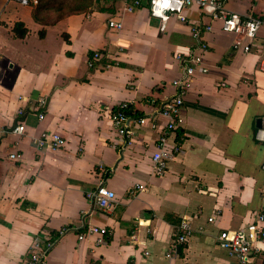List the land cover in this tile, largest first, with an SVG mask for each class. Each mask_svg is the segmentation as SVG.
I'll use <instances>...</instances> for the list:
<instances>
[{
    "label": "crops",
    "instance_id": "1",
    "mask_svg": "<svg viewBox=\"0 0 264 264\" xmlns=\"http://www.w3.org/2000/svg\"><path fill=\"white\" fill-rule=\"evenodd\" d=\"M35 8L0 0V264H24L34 240L62 228L69 231L47 264H234L218 234L264 210V146L254 138L264 117V73L257 67L264 0L225 3L230 13L263 21L251 53L234 51L238 36L223 32L220 21L203 34L208 71L193 78L175 138L182 153L162 177L152 172L161 128L137 120L164 123L158 111L177 92L178 56L201 53L191 30L209 17L193 6L188 22L170 17L163 28L148 8L130 12L123 1L107 0L86 13L48 16L45 24L35 19ZM110 20L123 28L111 29ZM17 24L26 29L23 38ZM96 52L101 58L90 66ZM41 97L47 99L43 121L35 110ZM121 102L136 113L127 143L111 120ZM19 123L26 127L22 135L13 132ZM46 131L65 137V146L38 148ZM100 182L116 194L105 210L87 197ZM140 184L146 189L131 196ZM216 209L222 215L211 224ZM185 215L193 217L192 235L168 257ZM90 226L108 230L104 244L94 236L78 239ZM248 264H264V252Z\"/></svg>",
    "mask_w": 264,
    "mask_h": 264
},
{
    "label": "built area",
    "instance_id": "2",
    "mask_svg": "<svg viewBox=\"0 0 264 264\" xmlns=\"http://www.w3.org/2000/svg\"><path fill=\"white\" fill-rule=\"evenodd\" d=\"M21 5L37 6L38 0H11ZM105 3L107 0H97ZM126 4V10L134 11L137 8L146 7L153 17L160 18L162 27L170 17H176L181 22H188L186 10L196 6L198 9L211 20L209 23L193 24L191 33L192 36L199 41L198 50H195L188 57H179L183 63V72L181 77L174 81L177 89L173 97L167 98L158 115L164 120L160 126L156 117L152 119L139 118L137 123L144 125L147 120L150 122L152 129H160L157 139L156 151L152 154V172L153 175L162 177L167 173L169 162L174 160L177 155L182 153L181 145L176 141V133L184 123L183 106L185 97L192 85L193 78L198 71L207 72L208 69L204 66V54L207 50L203 34L213 30V22H221V30L225 33H232L238 36L234 41L233 49L235 52L251 53L259 36V32L263 26V21L260 17L253 15H239L226 11L225 3L227 0H119ZM258 1V0H255ZM192 24V23H191ZM111 29L120 30L123 28L121 21L110 20L108 23ZM101 58V53H94L90 66L94 65ZM258 70L264 73V51L258 53L257 61ZM47 99L41 97L35 110L39 111V120L45 119V109ZM131 110L128 102H121L111 114L113 126L120 136L127 143L134 136V128L132 125L133 118L128 115ZM26 127L24 123H19L13 132L24 134ZM255 140L264 146V117L261 119V125L257 128L254 134ZM66 144V139L59 133L46 131L36 139V145L40 149L60 150ZM10 158L18 159L19 154H11ZM264 169V163H263ZM146 189L145 185H135L130 190V195L135 196L139 192ZM87 197L91 199L101 210L108 209L112 206L116 199V194L109 189L103 182L93 190L88 192ZM222 215L221 209H216L213 215L208 218V222L214 224ZM193 217L185 215L182 217L177 231L171 243V247L167 254L172 257L178 253L181 246H184L193 232ZM69 231L68 228H62L57 233L44 234L34 240L30 245L24 264H47L48 255L54 245ZM108 230L105 227L90 226L87 231L80 233L78 239L83 241L87 236H94L95 244L101 245L107 241ZM217 241L220 247L225 249L229 256L234 259V264H248L250 258L255 253L264 252V210L254 212L252 221L245 226L236 230H222L217 236Z\"/></svg>",
    "mask_w": 264,
    "mask_h": 264
},
{
    "label": "trees",
    "instance_id": "3",
    "mask_svg": "<svg viewBox=\"0 0 264 264\" xmlns=\"http://www.w3.org/2000/svg\"><path fill=\"white\" fill-rule=\"evenodd\" d=\"M95 2L97 0H38L34 17L37 21L47 24L49 22L47 17L52 13L57 14L56 19H62L72 14L86 13L94 9ZM14 30L17 37L23 38L26 35V29L22 24H17ZM128 115L134 118L136 113L130 110Z\"/></svg>",
    "mask_w": 264,
    "mask_h": 264
},
{
    "label": "rangeland",
    "instance_id": "4",
    "mask_svg": "<svg viewBox=\"0 0 264 264\" xmlns=\"http://www.w3.org/2000/svg\"><path fill=\"white\" fill-rule=\"evenodd\" d=\"M56 15H57V14H53V13H52V14H51V17H52V18H56Z\"/></svg>",
    "mask_w": 264,
    "mask_h": 264
},
{
    "label": "water",
    "instance_id": "5",
    "mask_svg": "<svg viewBox=\"0 0 264 264\" xmlns=\"http://www.w3.org/2000/svg\"><path fill=\"white\" fill-rule=\"evenodd\" d=\"M260 125H261V120L258 121V127H260Z\"/></svg>",
    "mask_w": 264,
    "mask_h": 264
}]
</instances>
